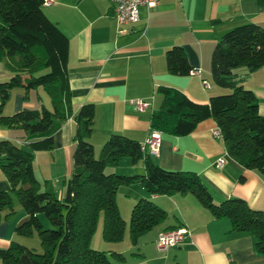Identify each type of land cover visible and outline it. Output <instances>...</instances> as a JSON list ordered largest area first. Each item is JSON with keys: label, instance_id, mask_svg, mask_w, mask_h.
Instances as JSON below:
<instances>
[{"label": "trees", "instance_id": "obj_1", "mask_svg": "<svg viewBox=\"0 0 264 264\" xmlns=\"http://www.w3.org/2000/svg\"><path fill=\"white\" fill-rule=\"evenodd\" d=\"M255 1L264 12V0ZM41 8L42 0H0V62L8 61L7 69L12 72L8 80L0 82V127L20 130L27 140L22 146L0 140V171L9 186L7 191H0V218L15 213V200L25 219L14 227V235L28 237L35 233L41 249L36 251L10 241L0 249V264H20L21 254L27 255L30 264H110L108 255L91 248L90 241L98 222L104 242L121 241L125 224L115 195L119 187L133 184L140 185L148 195H192L212 219L228 220L230 232L250 236L255 254L264 256V212L236 198L214 203L196 173L160 168L140 150L139 143L122 135L110 134L98 157L93 156L88 137L94 108L89 103L72 108L67 78L68 41ZM164 64L171 76L183 77L194 70L179 46L164 52ZM263 68L264 30L251 23L231 28L217 39L209 61L212 85L228 93L197 103L177 89L159 86L160 104L150 115L149 131L182 137L199 122L211 119L226 156L264 180V117L257 113L254 95L242 85L246 76ZM17 87L23 90V99L28 91L40 88L48 98V107L2 115L4 102ZM67 119L74 125L72 167L64 197L59 201L51 193L39 191L32 173V153L50 151L52 135ZM122 160L131 166L142 164L143 174L104 173ZM165 218L166 214L151 201L135 202L127 222L129 244L135 246L141 235ZM44 222L48 227L43 226Z\"/></svg>", "mask_w": 264, "mask_h": 264}, {"label": "crops", "instance_id": "obj_2", "mask_svg": "<svg viewBox=\"0 0 264 264\" xmlns=\"http://www.w3.org/2000/svg\"><path fill=\"white\" fill-rule=\"evenodd\" d=\"M41 10L68 41L67 78L72 108L76 110L85 103L94 108L88 142L95 158L110 134L144 143L150 133V115L160 104L159 86L177 89L197 103L228 93L211 83L209 61L215 42L226 31L244 24H255L264 30V12L255 0H156L151 8L138 7L137 22L122 34L117 33L107 0H55ZM172 46L183 49L188 65L198 71V76L167 74L164 52ZM7 63L0 62V82L12 76ZM200 79L208 83V89H202ZM242 85L254 95L257 113L264 117V68L246 76ZM23 96L21 88H13L2 106V115L48 107V98L40 88L28 91L26 99ZM135 99L149 106L137 111L130 104ZM73 129V122L67 119L52 135L50 151L32 153V173L39 191L51 193L59 201L71 173ZM214 129V122L206 119L186 136L159 133V146L150 155L153 163L166 170L196 173L214 203L236 198L264 212V180L226 156L221 138L212 136ZM0 140L17 146L27 141L22 131L4 127H0ZM217 159L224 160L220 168L214 167ZM117 166L107 173L144 172L142 164L131 166L126 162ZM8 189L0 171V191ZM140 199L151 201L166 218L141 235L135 246L123 237L120 243L124 245L117 252L122 257L114 256L119 264H264V256L255 254L250 236L230 232L228 220L212 219L190 194L168 197L148 195L138 184L119 187L115 202L125 226L133 204ZM13 208L12 216L0 218V249L10 241L35 249L38 241L36 246H29L25 237L14 235V227L25 219V213L15 200ZM97 227L101 228L100 222ZM175 227L188 229L190 237L158 251L157 234ZM19 263L30 264L26 254L19 256Z\"/></svg>", "mask_w": 264, "mask_h": 264}, {"label": "built area", "instance_id": "obj_3", "mask_svg": "<svg viewBox=\"0 0 264 264\" xmlns=\"http://www.w3.org/2000/svg\"><path fill=\"white\" fill-rule=\"evenodd\" d=\"M55 0H42V6H49ZM110 9L111 16L117 28V33L122 34L125 32V28L135 24L138 20V7L151 8L155 5L156 0H107ZM190 75L198 76L197 70H191ZM200 85L203 90L208 89V83L205 80L200 79ZM130 104L137 111H143L148 106L149 103L142 101L140 99H135L130 101ZM213 137H220L219 131L214 129L212 131ZM159 146V133L156 131H150L147 139L142 145H140V150L143 153L149 155L155 153ZM224 163L223 159H217L215 161L214 167L220 168ZM190 237V232L184 227H177L169 230H163L159 232L155 239V247L158 251H165L168 248L175 247L183 243L186 239Z\"/></svg>", "mask_w": 264, "mask_h": 264}, {"label": "rangeland", "instance_id": "obj_4", "mask_svg": "<svg viewBox=\"0 0 264 264\" xmlns=\"http://www.w3.org/2000/svg\"><path fill=\"white\" fill-rule=\"evenodd\" d=\"M224 94H226V93H224ZM218 95H220V94H218ZM127 161L126 160H122V161H120L119 163H118V166L117 167H120V165H122V163H126ZM115 166V167H116ZM109 169H112V167H108V168H106L105 170H104V173H106L107 174V172H108V170ZM118 169V171L120 172V168H117ZM115 174H122V175H127V174H123V173H115ZM122 187V186H121ZM16 204H17V202H16ZM18 205V204H17ZM122 219V218H121ZM43 226H47L48 227V224L46 223V222H44L43 223ZM100 227V226H99ZM99 227H97L96 228V230H95V232H94V235L92 236V238H91V241H90V246H91V248H94V249H96V250H99V251H104L107 255H108V259H109V261H110V264H119L115 259H114V257L113 256H109L110 254V252H113V253H115V254H118L119 255V253H117L118 252V250H121V246L120 245H124L122 242L120 243V241H119V243H116V244H114V243H108V242H104L102 239H101V236H100V228ZM33 237L32 238H30V236H28V237H25L26 238V240H28V242H27V244L29 245V246H33L34 244H35V242L36 241H38V239H37V236H36V234L35 233H33V235H32ZM123 237H125V238H127V223H126V226H125V229H124V233H123V236H122V239H123ZM36 239V240H35ZM121 239V240H122ZM32 241H33V244H32ZM39 243V242H38ZM95 245H96V247H95ZM35 246H36V244H35ZM40 246L38 245V246H36L35 247V249L34 250H36V251H39V250H41L40 248H39ZM29 248V247H28ZM122 257V256H121Z\"/></svg>", "mask_w": 264, "mask_h": 264}]
</instances>
